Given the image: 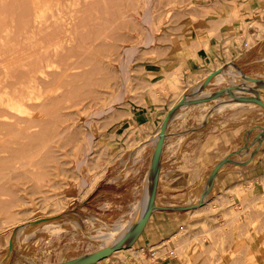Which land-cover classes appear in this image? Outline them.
<instances>
[{
	"label": "rangeland",
	"instance_id": "374dc122",
	"mask_svg": "<svg viewBox=\"0 0 264 264\" xmlns=\"http://www.w3.org/2000/svg\"><path fill=\"white\" fill-rule=\"evenodd\" d=\"M239 4V0H0V264H75L108 249L104 242L119 231L127 233L125 226L139 219L146 176L160 140L155 139L164 119L170 117L163 144L169 126L174 134L186 133L189 141V134L201 124L216 125L212 119H217L218 112L211 120L207 115L212 111L211 102L224 95L234 98L236 86L227 76L229 81L224 77L222 81L218 77L221 72L234 71L264 87V64L247 66L243 73L225 63L237 55L230 22L238 15ZM197 37L210 40L212 46L201 44ZM212 48L217 68L213 72L208 65L197 76L186 74L184 63L174 60L183 49L204 58L206 51L213 53ZM216 71L219 73L208 85L201 87ZM168 79L174 87L166 101L157 90ZM197 90L195 99L186 100L187 94ZM8 96L25 99L28 120L45 124L28 131L30 142L40 135L49 142L44 141L43 147L37 138L40 148L33 142L39 153L28 154L32 144L27 143L26 135V140L21 138L23 121L20 131L19 123L13 127L15 119H4L1 102ZM146 103L157 107V118L150 125L132 123L135 109L143 113ZM198 104L201 111L186 109ZM229 107L230 126L239 130L241 138L238 147L224 157L231 160L212 172L227 165L242 166L264 152L261 105ZM203 110L206 115L202 119ZM31 130L43 134L34 137ZM19 142H25L21 148L28 150L19 151ZM212 172L205 182L199 172L190 173L187 202L197 199L206 209L222 205L209 197ZM158 176L159 171L157 180ZM95 178L97 183L88 192ZM152 200L154 205L161 203L156 186ZM218 215L214 216V233L202 226L208 247L202 246L205 237L199 241L181 237L159 255L174 254L185 264L219 260L264 264V254L258 250L264 249V193L231 207L223 225L217 221L223 216ZM38 220L45 221L32 224ZM28 225L33 229L27 231V238L17 239ZM144 225L128 236L125 255L113 252L104 261L140 264V254L132 249ZM233 229L238 246L230 244ZM103 230L106 239L98 235ZM195 251L199 254L193 260L190 254ZM142 259L144 264H154L153 259Z\"/></svg>",
	"mask_w": 264,
	"mask_h": 264
},
{
	"label": "crops",
	"instance_id": "0c3cea01",
	"mask_svg": "<svg viewBox=\"0 0 264 264\" xmlns=\"http://www.w3.org/2000/svg\"><path fill=\"white\" fill-rule=\"evenodd\" d=\"M239 1L238 15H234L230 22V31L234 34L232 38L236 42L234 49L237 55L231 56L233 58L230 61L226 60L225 63L235 66L243 72V69L247 66L256 63L264 64V0ZM196 40H200L201 44L209 42L212 46L208 39L202 41V39L197 37ZM192 43H195V41H192ZM212 51L213 53L211 50L206 51V56L202 58L200 56H191L192 52L188 50L185 52L183 49L179 51L180 53L177 56H174V60L176 63H184L183 72L186 74L196 75L208 65L213 67L210 71L213 72L217 68L214 67L216 65V56H213L214 48H212ZM160 85L162 87H159L160 89L157 92L161 93L166 101H169V97L172 95V88L174 87L172 81L168 79L160 83ZM211 103L214 104L209 105L212 111L208 119L210 118L211 120V116L218 112L217 119H212L216 125L201 124L196 131H192L189 134L191 139L189 141H187L186 133L174 134L170 126L166 130L165 141L160 154L159 176L156 185V194L161 203L158 204L159 206L155 205L156 208L151 211L148 220L135 239L132 249L138 255L140 254L138 256L140 264H144L142 258L145 259L146 257L153 259L154 264H185L174 254L162 257L159 252L163 251V253H166V251H169L170 248L174 247L173 240L181 237H194L198 241L205 237L202 246L208 247L210 243L208 238H206L207 234L202 232V226L207 227L208 233H214L215 214H219L218 216L222 214L223 217L217 218V221L222 222L221 225H223L225 224L224 217L227 216L231 207L264 193L263 152L260 156L252 158L244 165L242 164V166L231 167V165H227L216 172L212 179L209 197L218 199L222 205L210 206V210L214 209L212 212L206 207H202L203 204L197 199L193 202H187L190 173L199 172L205 182L212 170L224 163L226 158H228L224 159V157L238 147V142L241 138L239 130L232 129L230 126L231 119L230 111L228 110L230 107L227 105L221 106L216 101ZM200 105H193L191 108L186 109L188 111L200 110ZM155 109L157 107H154V105L150 106L149 103H146L142 108L143 113H138L139 111L135 109V113L131 117L132 123L144 125L147 122L150 125L152 119L154 121L157 118L155 114L159 112V110L155 111ZM205 111L203 110L201 113L203 115L202 119L205 117ZM203 122L206 121L203 120ZM151 136L154 138L155 133ZM227 162L229 161L227 160ZM161 170L164 173H161ZM230 244L231 246H238L239 244L235 229L231 232ZM258 250L264 254V249L259 248ZM127 251L129 249L118 251L116 255L123 256ZM195 252V255L190 252L193 260L199 254ZM105 260L108 261L109 258H105ZM95 264L107 263L103 260ZM214 264L227 263L224 260H219Z\"/></svg>",
	"mask_w": 264,
	"mask_h": 264
},
{
	"label": "bare ground",
	"instance_id": "6f19581e",
	"mask_svg": "<svg viewBox=\"0 0 264 264\" xmlns=\"http://www.w3.org/2000/svg\"><path fill=\"white\" fill-rule=\"evenodd\" d=\"M146 1V0H145ZM146 3V2H145ZM150 4V3H149ZM151 6V5H150ZM151 11V10H150ZM145 18V17H144ZM151 21V20H150ZM149 21V22H150ZM146 22V21H145ZM151 38V37H150ZM143 44V43H142ZM134 49V48H133ZM132 50V49H131ZM135 50V49H134ZM131 53V52H130ZM132 54V53H131ZM131 56V55H130ZM225 76H227V77H229L230 79H231V81H232V83H234L235 84V86H236V93L234 94V98H231V99H228V97H229V95H224L223 97H222V100H220V99H215L214 101H216V102H219V105H221V106H224V105H228V106H236V105H254V106H256V105H261V108L262 109H264V87L261 85V83L260 82H258V81H255V80H250V79H248V80H245V79H243V76H240L239 74H237L236 72H234V71H231V70H224V72H221L219 75H218V77L222 80V77H224V80L226 81V79H228V81H229V78H227V77H225ZM218 77H216V78H218ZM218 78V79H219ZM215 79V78H214ZM223 81V80H222ZM230 81V82H231ZM229 83V82H228ZM204 84V83H203ZM203 84H201V87H203ZM234 86V85H233ZM17 90V89H16ZM22 91H24V90H22ZM16 92V91H15ZM15 92H13V94L15 93ZM201 92H203V91H201ZM199 93V91L197 90L196 92L194 91V92H190L189 94H187V96H188V98L186 99V100H191V99H195L194 98V95H197ZM226 93V92H225ZM6 94V93H5ZM12 93H11V96L13 95ZM18 94H19V91H18ZM17 94V95H18ZM11 96H8L4 101H2L1 102V104L3 105V107H5V109H3V112L4 113H6L5 114V116H4V119H15L14 120V124H13V127H14V125H18V124H15V123H19V130L21 129V128H24L23 129V131H22V136H21V138L24 140L25 139V136L24 135H26V137L28 138V144L29 145H35V144H33V142H35L36 143V145L38 146V141L36 140L37 138L39 139V141L41 140L39 137H41V136H45V135H40V133L41 134H43V133H46V126L45 127H43L45 130H44V132L42 133V131H40V133H38V134H36L35 135V132H34V130H35V128L34 127H36V126H38L39 124L37 123V121L36 120H28V118L30 117V113H29V111H28V107H29V105L28 104H24V101H25V99H24V101L22 100V99H20V98H18V99H16V96H15V99L16 100H11L10 98H11ZM18 97V96H17ZM13 98V97H12ZM23 98H24V96H23ZM186 103V102H185ZM30 104V107H31V104L32 103H29ZM26 105H27V107H26ZM34 105V104H33ZM35 105H37V104H35ZM33 106V107H36V106ZM43 105V104H42ZM46 105V104H45ZM217 106H219L218 104H216ZM38 106V105H37ZM32 107V108H33ZM41 107V106H40ZM47 107V106H46ZM239 107H242V106H239ZM238 107V108H239ZM184 108V107H183ZM236 108V107H235ZM42 110V109H41ZM51 110V109H50ZM13 114H16V115H13ZM209 114H210V112H207V115L209 116ZM45 115V114H44ZM206 115V114H205ZM47 116H48V114H47ZM169 118L170 117H166V119L167 120H169ZM21 121H23L24 123H22ZM27 121H29L28 123H30V124H28V123H25V122H27ZM41 122V124L39 125V127L43 124L42 122L43 121H40ZM39 122V123H40ZM45 122V121H44ZM47 122V121H46ZM50 122V121H49ZM168 122V121H167ZM166 122V126H167V123ZM7 123H8V120H7ZM11 123V122H10ZM13 123V122H12ZM20 123H22V124H25V126L24 125H22V124H20ZM26 124H28V127H26L27 125ZM20 125H22V126H24V127H20ZM43 125H45V124H43ZM8 126H9V124H8ZM7 126V127H8ZM12 126V125H11ZM49 126V125H48ZM56 126V125H55ZM71 126V125H70ZM16 127V128H17ZM34 128V130H31L33 133H34V137L36 136H39V137H37L36 139L34 138L33 140H35V141H33V140H31L32 142H30L29 140L32 138V136H31V133H28V131L30 130V129H33ZM4 129H5V127H4ZM8 129H9V127H8ZM13 129V128H12ZM11 129V130H12ZM55 129V128H54ZM39 130H40V128H39ZM51 130V129H50ZM62 130H65V128L64 129H62ZM68 130V129H67ZM66 130V131H67ZM160 130V129H159ZM1 131V130H0ZM21 131V130H20ZM49 131V130H48ZM54 131V130H53ZM52 131V132H53ZM65 131V132H66ZM39 132V131H38ZM24 133V134H23ZM51 133V132H50ZM55 133V132H54ZM57 133H59V132H57ZM61 133L62 134H64L63 133V131H61ZM61 133H59V135L61 134ZM159 133L160 132H158V135H157V137H156V139H155V141L156 140H159L160 139V135H159ZM14 134H15V132H14ZM13 134V135H14ZM27 134H28V136H27ZM62 134L60 135V136H62ZM157 134V133H156ZM18 135V134H17ZM30 135V136H29ZM49 135V134H48ZM48 135H46V136H48ZM58 135V134H57ZM57 135H55L54 134V136L57 138L58 136ZM19 136V135H18ZM50 136V135H49ZM16 137V136H15ZM24 137V138H23ZM31 137V138H30ZM54 137V138H55ZM26 138V139H27ZM53 138V139H54ZM55 138V139H56ZM25 139V140H26ZM43 139H44V137H43ZM43 139L41 140V141H43ZM50 139H52V138H50ZM50 139H49V137H48V140L50 141ZM58 139V138H57ZM68 139V138H67ZM22 140V141H23ZM44 141H46L47 142V140L45 139ZM42 142V143H46V142ZM52 141V140H51ZM50 141V142H51ZM152 141H154V140H152ZM9 142V141H8ZM12 142V141H11ZM15 143V142H14ZM19 143H22V144H19V145H21V146H19L18 144H17V146H18V148H19V151L22 149L21 147L22 146H24L25 147V142H24V145H23V142H19ZM26 143V144H27ZM47 143H49V142H47ZM70 143V142H69ZM157 143H158V141H157ZM27 144V145H28ZM7 145V144H6ZM31 145V146H32ZM36 145H35V147H36ZM41 145V144H40ZM31 146H29L30 147V151H28L29 153V155H30V153L33 155L34 153H39V149H37L38 147H36V149H35V147H31ZM46 146V144L43 146V147H45ZM146 146V145H145ZM145 146H144V144H143V148H144V151H145ZM24 147H23V149H24ZM14 148V147H13ZM18 148H17V150H18ZM28 148V147H27ZM40 148V147H39ZM22 149V152L24 151H27V150H23ZM46 149V148H45ZM44 149V150H45ZM41 150V149H40ZM42 150H43V148H42ZM10 151V150H9ZM91 151V150H90ZM2 154V153H1ZM22 154V153H21ZM139 154V153H138ZM142 154H143V152H142ZM141 154V155H142ZM19 155V154H18ZM28 155V156H29ZM23 156V155H22ZM25 156H27V155H25ZM9 157V156H8ZM20 157H21V155H20ZM30 157V156H29ZM2 158V157H1ZM15 160V159H14ZM13 160V161H14ZM230 161L231 160V158L230 157H228V158H226V160L225 161ZM16 161V160H15ZM23 161V160H22ZM224 161V162H225ZM17 162V161H16ZM38 163V162H37ZM14 164V163H13ZM20 164V163H19ZM42 164V163H41ZM239 164V163H238ZM2 165V164H1ZM33 165H34V163H33ZM11 166H13V165H11ZM28 166V165H27ZM1 167V166H0ZM15 167V166H14ZM18 167V166H17ZM29 167V166H28ZM158 167H159V158L157 159V161H156V163H155V165L153 166V167H151V169H150V171H149V174L146 176V181H145V192H144V199H143V202H142V204H141V209H140V212H139V219L138 220H136V221H134V222H129L128 224L129 225H126L125 226V230H127L128 232L127 233H125V234H121L122 232H120L119 231V233H118V235L116 236V237H112V238H110L109 239V241L108 242H104V244H106L107 246H109L108 247V249L109 250H112V253L114 252V254H117V253H115V252H118V251H121V250H124V249H128L129 248V245H127L128 243H129V241H127V239L129 238L128 236L129 235H131L132 233H133V230L137 227V226H143L144 225V223H142L144 220H145V217L146 216H148L149 217V215H150V213H151V211L153 210V209H155L156 208V206L154 205L155 203H154V200H152V195H153V193H154V189H155V186H156V182H157V175H158ZM9 168V167H8ZM7 168V169H8ZM16 168V167H15ZM30 168V167H29ZM1 169V168H0ZM9 171H10V169H9ZM27 171V170H26ZM216 172H217V170H215V171H213L212 172V176L214 175V174H216ZM13 173V172H12ZM16 175H17V173H16ZM22 175V174H21ZM5 176V175H4ZM16 177V176H15ZM214 177V176H213ZM2 178V177H1ZM212 178V177H211ZM98 179H100V178H98ZM210 180H212V179H210ZM97 183V180H96V178H95V180L92 182V184H91V188L90 187H88L89 188V191L88 192H90L92 189H93V187H94V185ZM87 185V184H86ZM2 193L3 192H0V197H2ZM11 194V193H10ZM4 196V195H3ZM4 200V199H3ZM1 203V202H0ZM139 203H141V202H139ZM138 203V204H139ZM154 203V204H153ZM9 204V203H8ZM140 205V204H139ZM137 208H138V206H137ZM133 216V215H132ZM148 220V219H147ZM90 221V220H89ZM70 222V221H69ZM115 222V221H114ZM59 224V223H58ZM70 224V223H69ZM126 224V223H125ZM74 225V224H73ZM30 225H28L26 228H25V230H23L22 232H21V234L17 237V239L19 238V239H25V237L27 238V231H29V230H32L33 229V227H29ZM48 227L50 226V225H47ZM60 226V225H59ZM119 226H117V228H118ZM127 228V229H126ZM106 231V230H105ZM33 233V232H32ZM117 233V232H116ZM115 233V234H116ZM105 234V232H104V230L103 231H100V233L98 234V235H102V239L104 238V239H106V235H104ZM108 234V233H107ZM112 235H114V234H112ZM109 236V235H108ZM110 237H111V235H110ZM27 241V240H26ZM99 241V240H98ZM18 242V241H17ZM102 242V241H101ZM112 244H114V245H112ZM21 245V244H20ZM101 247V246H100ZM99 252H97L96 251V254L91 258V259H85V260H81V261H78V262H76L75 264H92V261H93V259L95 258V256L98 254ZM105 258H109V256H104L103 258H102V261L105 259Z\"/></svg>",
	"mask_w": 264,
	"mask_h": 264
},
{
	"label": "water",
	"instance_id": "95a60500",
	"mask_svg": "<svg viewBox=\"0 0 264 264\" xmlns=\"http://www.w3.org/2000/svg\"><path fill=\"white\" fill-rule=\"evenodd\" d=\"M218 73H219V71H216L215 73L210 74V76L204 81L203 88H205L208 85V83L210 82V80ZM167 121H168L167 119H164V121L162 122L160 133H159L160 140H159V142H158V144L154 150L151 167H153L155 165L157 159L160 156V152H161L162 144H163V140H164V129H165V125H166ZM147 219H148V216L145 217V220L142 223L145 224ZM43 221H45V220H38L32 224H37V223L43 222ZM111 254H112V250H109V249H105V250L99 252L95 256V258L93 259L92 264L100 262L104 256H110Z\"/></svg>",
	"mask_w": 264,
	"mask_h": 264
}]
</instances>
